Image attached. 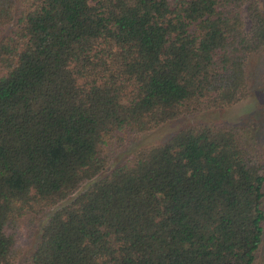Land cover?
<instances>
[{"label": "trees", "instance_id": "16d2710c", "mask_svg": "<svg viewBox=\"0 0 264 264\" xmlns=\"http://www.w3.org/2000/svg\"><path fill=\"white\" fill-rule=\"evenodd\" d=\"M260 0H0V264H253L264 151L217 120L249 94Z\"/></svg>", "mask_w": 264, "mask_h": 264}, {"label": "rangeland", "instance_id": "374dc122", "mask_svg": "<svg viewBox=\"0 0 264 264\" xmlns=\"http://www.w3.org/2000/svg\"><path fill=\"white\" fill-rule=\"evenodd\" d=\"M260 3L264 8V0H260ZM262 54L263 51H259L250 55L247 59L246 74L250 91L245 98L227 107L207 109L168 120L155 129L143 133L139 139L128 141L127 146L121 148L112 159L114 160L119 154L127 152L131 144L155 142L163 139L168 133L184 124L204 120L223 121L239 127L245 144L254 153L259 154L264 151V73ZM253 264H264V222L261 242L255 252Z\"/></svg>", "mask_w": 264, "mask_h": 264}]
</instances>
